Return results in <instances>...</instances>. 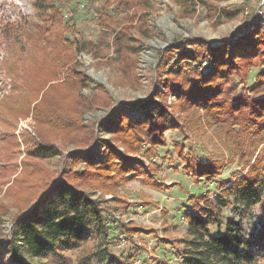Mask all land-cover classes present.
<instances>
[{"label":"rangeland","instance_id":"1","mask_svg":"<svg viewBox=\"0 0 264 264\" xmlns=\"http://www.w3.org/2000/svg\"><path fill=\"white\" fill-rule=\"evenodd\" d=\"M43 1L53 12L60 11L63 40L70 45L77 43L79 47L78 52L75 45L70 47L73 61L66 63L63 69L51 67V62L56 61L52 60L57 45L54 34L48 36L50 45L42 40L30 43L17 36L16 29L10 28L28 22L40 25L42 29L51 27L53 12L37 8V5H43ZM107 1L0 0V264H16L7 245L12 241L11 232L17 217L27 211L52 180L59 181L64 175L94 199L106 200L111 204L117 220L107 218L110 226L108 239L114 243L110 245V251L115 257H123L132 251L136 255L134 264H180L177 253L181 249V241L187 236L184 217L194 205L190 199L193 196L205 198L207 195L212 201L225 199L223 190L235 180L254 178L253 167L264 155V145L257 149L253 141L255 131L261 128H254L249 134L243 132L240 125H235L230 131L227 119L233 114L228 116L226 111H223L224 115L221 114L225 117L221 124L214 116L208 122L206 115L200 122H195V114L188 120L180 119L178 124L185 129L184 132L175 131L173 126L166 128L161 140L167 145L155 150L154 154L150 153L152 144L144 133L146 128L137 130L145 139L144 143H122L120 140L125 134L116 135L115 119L121 114L128 115L135 123H144L147 111L153 109L163 96L167 97V100L163 99L169 119L180 118L179 110L173 108L174 95H166L165 83L168 85L173 79H178V76H174L177 73L187 75L197 68L194 57L190 55L192 50L200 43L215 49L229 44L239 45L242 41L246 43L245 37L249 35L257 51L251 60L240 67L242 77L234 76L228 82V93L225 95L228 99L225 102L229 103L221 105L264 100V80L261 82L264 73V5L261 2L130 0L131 4L119 10V0L109 1V6ZM111 17L115 26L108 24ZM4 29L6 31L3 33ZM6 32L8 38L5 37ZM120 36H123V41H118ZM12 37L17 38L12 40ZM172 47L180 51V55L174 52L165 54ZM182 48L185 50L181 51ZM226 51L228 55L232 54L230 49ZM56 70L59 77L53 81L49 75ZM74 78L75 87L67 90L63 82ZM38 84H45L35 99L41 102L43 96L39 113L47 120L51 119L54 112L50 110L56 102L62 108L65 104H75L77 97L91 102V107L81 114L82 126L76 127L75 134H69L73 136V141H66L58 147L62 141L57 140L55 148L58 152L54 157L49 156V149L40 142L35 145L36 123L32 115L35 101L31 102L27 117L18 116L13 125L10 121V111L25 108L22 98L30 90L33 92ZM52 85L59 87L50 92L48 88ZM46 91L50 94L46 95ZM244 107V115L251 112V103ZM60 111L63 123L64 112ZM200 114H205V111L200 110ZM42 130L50 131L49 127H42ZM134 148L139 152H130ZM82 149L89 151L83 152ZM110 149H118L128 158L142 160L146 167L151 163L156 164V178L152 180L151 177L150 182L156 181L167 188L153 187L148 184L149 178L147 182L141 176L129 178L124 185L107 180L110 186L104 188V179L97 175L109 173L110 170H104L103 166L110 159ZM179 150L184 152L187 159L196 157L215 164L213 166L219 167L222 172L213 178V183H195L182 169L184 161L177 157ZM39 152L44 153L43 158L39 157ZM72 154L76 155V161L66 170V161ZM83 157L100 164L89 168L81 161ZM27 168L30 173L28 180H35L37 186L33 190L35 194L26 200L27 191L24 193L20 190L23 188L20 182ZM150 174L147 172L148 176ZM262 192L263 202L248 212L236 205L233 197L227 198L228 205L221 211L222 230L233 220L241 223L243 235L249 240L263 231L264 190ZM120 224H127L140 232H128ZM114 232L116 234H111ZM212 232L216 233V229H212ZM118 236L132 238L127 242L128 246L122 242L119 248L113 241ZM135 244H140V249ZM105 251L101 235L91 232L75 247L61 249L41 258L24 256L23 263L110 264L111 258Z\"/></svg>","mask_w":264,"mask_h":264},{"label":"trees","instance_id":"2","mask_svg":"<svg viewBox=\"0 0 264 264\" xmlns=\"http://www.w3.org/2000/svg\"><path fill=\"white\" fill-rule=\"evenodd\" d=\"M109 1H107V4ZM119 1V10L132 3L130 0ZM175 1L185 3L188 0ZM42 4L41 7L37 5L39 10L46 12L52 11L51 7L45 5V1H43ZM109 5L110 4H108V6ZM107 16H109V14ZM50 21L53 22V24L51 27L45 29H42L40 25H35L30 22L24 25L18 24L17 27L10 28L16 29L17 36L20 35L22 39L30 43L42 40L46 45H50L51 42L48 39L50 37L48 36L54 34L57 45L55 46L53 52L55 56H53L52 60L56 61L51 62V67L52 69H63L66 63L73 61L72 54H70L72 48L70 47L75 45L76 52L79 51V47L77 43L70 45L68 41L63 40V36L60 32L62 17L59 10H54L53 15L50 17ZM108 24L110 26L116 25L113 18L108 20ZM5 31L6 29L3 30V33ZM42 33L44 34L42 35ZM5 35V37L8 38L7 32ZM250 37V35L245 37L246 43L240 41L242 44H229L226 47H216L217 49L200 43L195 47L196 49L194 48L190 53L195 59V66L197 68L192 69L187 75H184V73L179 75V73H177L174 76H178V79H173L168 85L165 83L166 95H174L175 104L173 103V108L179 110L181 117L178 119L174 117L171 120L169 119L166 113L168 111L165 105L166 101L164 102V99L167 100V97L161 95L164 99L161 98L156 106L152 107L153 109L147 111L144 123H135L125 114L123 115L128 118L121 114L115 117L117 123L116 135L125 134V137H122L123 139L120 141L122 143L128 141L142 144L145 142V139L137 130L146 128L144 133L152 144L150 153L154 154L155 150L157 151L159 148H165L167 145V143L161 140L162 133L166 128L173 126L172 129L175 131L181 134L184 132L185 129L178 124L180 119L183 120V118H185L188 120L192 114H195V122H200L204 117L203 115H206L205 117L208 122L214 119L212 118L214 116L220 120L221 124L223 122L222 119L225 118L223 116L225 114L223 111H226L229 113H227L228 116L233 114L227 119V126L230 131H232L235 125H240L239 127L240 129L242 128L243 132L251 134L255 130L254 128L260 127L261 129L255 131L253 135V141L257 149L259 146L264 145L263 99L255 100L254 102H245L241 100V104L239 102L238 104L221 105V103H229L227 101L225 102V100L228 99L225 97L226 93H228V82L232 80L234 76L242 77L240 75L242 73L240 67L251 60V57H254L257 51L254 41L251 42ZM16 38L12 37V40ZM122 38L123 36L118 37V41H123ZM226 49H230L232 54L229 53L230 55H228ZM180 50L183 51L185 49L182 48ZM173 52L180 55V51L175 50L173 47L168 49L165 54L169 53L171 55ZM183 62L180 63L179 67ZM204 65H206L205 69ZM58 75V70H56V72L51 71L49 79L56 81L59 77ZM263 80L264 73L262 74L261 82ZM63 83H65L64 86L69 90L71 86L75 87L76 79H66ZM44 86L45 84H38L33 92L30 90L31 92L22 98L21 101L25 108L16 111L12 109L10 111V121L11 125H13L16 123V118L18 116L22 118L27 117L31 102L35 101L32 108L37 134L34 141L35 145L40 142L43 147L49 149V156L54 157L58 152L55 148L57 140L62 141L58 147L64 145L66 141H73V136L69 134H75L76 127L82 126L80 121L81 114L84 110L91 107V102L77 97L78 101L75 104H65L63 108L56 102L52 107L53 109L50 110L54 113L51 114V119L47 120L40 116L39 113L41 112V103H43L44 100L43 96L41 102H37L35 99V95L40 94ZM57 87H59V85H52L48 89L50 92H54ZM72 89L73 88H71V90ZM257 89H261V87ZM44 93L48 95L49 92L46 91ZM237 102L238 100L236 103ZM147 103H149V101ZM250 103L252 104L251 112L244 115L246 111L244 106ZM60 110L64 112L63 123ZM200 110L205 111V114L201 115ZM54 120H56L57 123L54 124ZM68 124L73 130L71 128L68 129ZM42 127H49L50 131H43ZM236 137L239 136L237 135ZM31 139L34 140L33 138ZM236 140H238V138H236ZM34 142L32 144H34ZM82 151L87 152L89 150L82 149ZM82 151L80 150V152ZM108 152L110 159L106 161V165L103 166V169L110 171L107 175H97L98 178L104 179V188L110 186L106 183L107 180H112L113 184L121 185H124L126 180L128 182L129 178H135L133 176H136V178L140 176L144 177L147 182L148 178L149 182L151 181V177L152 180H155L156 173L154 170H156V164L151 163L146 167L142 160L128 158L125 154L120 153L118 149H110ZM130 152L138 153L139 151L134 148L130 149ZM146 153H148V151ZM39 154V157H44L43 152H39ZM74 155L75 154H72L66 161V170H69L68 166L73 161H76V155ZM177 157L181 161H184L183 171L186 172L188 177H192L197 184L206 183L208 181H212L211 183H213V178L219 176V173L222 172L219 167L213 166L215 164L206 163L202 160L200 161L196 157L187 159L183 151L181 153L179 150L177 152ZM81 161L87 164L89 168L100 164L97 161H91L89 157H83ZM253 170L255 174L253 179L244 177L235 180L230 187L223 190L225 199L212 201L208 195L205 198L193 196L190 199L191 203H194V205L184 217L187 223V236L181 241V249L177 253L180 256V264H260L264 262V227L263 231L258 232L252 240H249L243 235L241 223L239 222L231 220L225 225L224 230H222L223 223L221 221V211L228 205L229 200H227V198L233 197L234 203L247 212L263 202L264 155L256 162ZM146 171L150 172L151 176H148ZM29 174L27 168L20 182L21 187H23L20 190H23L24 193L27 191L26 200L35 194L33 190L37 186L35 180H28L29 176L27 175ZM67 178L68 177L64 175L59 181H56V179L54 181L52 180L35 201L31 203L27 211L17 217L11 232L12 241L7 245V249H9L13 255L14 262L16 264H24V256L41 258L61 249L75 247L80 242L84 241L91 232H96L102 237L106 249L105 253L111 258L110 264H134L136 255L132 253V251H129L131 253L119 258L115 257L110 251V245L114 243H110L108 239L110 235V226L107 218L117 220L110 207L111 204L106 200L94 199L86 190L78 189L69 182ZM148 184L158 189L167 188L165 185H161L156 181H152ZM114 222L118 223V221ZM120 226L128 232H140L139 229L130 228L127 224H120ZM214 228L216 229V233L212 232ZM111 234H116V232ZM131 238L127 237V239H123L118 236L117 238L115 237L113 241L117 243L118 247L122 242L128 246L127 242H129ZM136 248L140 249L138 245H136Z\"/></svg>","mask_w":264,"mask_h":264},{"label":"built area","instance_id":"3","mask_svg":"<svg viewBox=\"0 0 264 264\" xmlns=\"http://www.w3.org/2000/svg\"><path fill=\"white\" fill-rule=\"evenodd\" d=\"M258 1L261 2L262 5H264V0H258ZM137 244H138V243H137ZM140 244H141V243H140ZM140 244H139V245H140ZM139 245H138V246H139ZM138 264H145V263H142V262H141V263H138Z\"/></svg>","mask_w":264,"mask_h":264}]
</instances>
